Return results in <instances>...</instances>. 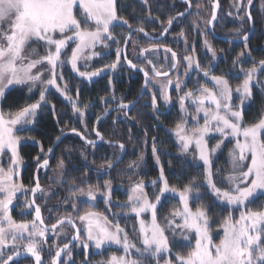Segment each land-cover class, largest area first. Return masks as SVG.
<instances>
[{
  "label": "snow or ice",
  "instance_id": "6c2138e0",
  "mask_svg": "<svg viewBox=\"0 0 264 264\" xmlns=\"http://www.w3.org/2000/svg\"><path fill=\"white\" fill-rule=\"evenodd\" d=\"M144 2L147 3V0ZM233 6L243 9L244 14L238 17L241 21L252 20L248 9L254 6L253 0H247V5L233 0ZM218 7V2L214 0L208 24L217 19L215 9ZM260 8L264 11V0H261ZM178 15L182 16L183 13ZM175 19L176 17H169L167 25L171 26ZM117 21L128 25V21L118 15L117 0H0V264H18L17 258L21 256L33 259L34 264H44L41 253L45 250L49 233L57 239L67 238L65 224L75 230L74 234L62 246L53 241L52 246L47 249L49 254L54 251L50 264H70L73 244L81 246L86 256L90 247L103 250L115 245L121 250L122 254L113 253L98 264H160L161 259L163 264H264V207H249L257 200L264 199V107L260 109L258 119L253 123L246 124L243 113L245 104L253 99V88L259 85L264 92V80L257 75L264 74V59L253 60L252 66L247 69L237 68L245 56L243 50L233 60L236 78L243 75V80L235 88L226 78L229 74H212L211 61L207 67H201L195 56L184 55L178 58V54L167 47L164 48L165 53H171L169 71H164L163 66L158 68L145 55L155 54L158 45L141 49L140 56L151 66V75L123 54L129 68L143 71L145 89L155 81L159 84L160 100L165 105L178 102L181 116L171 132L176 137L182 154L195 150L191 163L193 167L204 169L203 182L193 178L182 189L170 186L164 168L160 165L158 148L153 139L152 154L156 164L160 165L159 176L150 181L154 188L160 185L154 200L146 192L145 182L139 180L130 185L127 200L119 205L126 209L120 215L134 217L137 222L133 227L135 239L118 221L114 223L104 213L92 210L98 198H102L105 205L111 207V181L104 182L103 191L99 185L76 188L71 196L85 198L81 202L88 203L89 210L75 219L71 215L60 216L50 227L45 225L41 207L36 204V193L43 194L44 189L38 179L31 189H27L20 179L19 169L23 165L20 146L28 138L18 133L26 131L27 126L35 122L40 110L48 106V95L53 90L68 101L73 113L83 122L88 105H79V90L75 99L69 95L71 89L64 80L63 69L70 66L73 73L88 80L100 75L104 69H80L87 68V61L101 54L95 51L98 45L108 47L106 41L115 39L111 29ZM128 26L131 28V25ZM136 31L143 33L144 28L138 27ZM167 31L168 27H165L164 32ZM236 31L239 32V29ZM183 35L181 32L180 36ZM248 38L247 34L243 35L245 48ZM31 44L43 47L45 54L38 55L37 48L29 49ZM204 46L211 53L212 60H215L216 50L207 39L204 40ZM69 47L71 54L65 56ZM192 51L195 52L194 46ZM122 52V49H116V60L105 66L108 70H117L123 66L120 63ZM168 59L166 55L165 60ZM180 59L186 62L185 77H190L192 71L197 72L198 76L202 73L212 87L200 85L185 91V80L179 75L175 80L171 79L169 72L180 67ZM160 77L165 80L161 81ZM197 83L199 84V80ZM19 86L27 87L29 99L38 90V99L15 111L5 112L2 107L3 100L9 91ZM172 87L178 93L177 101H173L170 95L169 89ZM234 96L238 97V103L234 102ZM52 107L54 110V106ZM119 107L126 109L129 104L121 102ZM151 107L153 111H159L156 93L152 94ZM189 107L194 109L192 113L189 112ZM189 118L195 127L188 128ZM201 118L203 124H200ZM72 131L75 132L76 129ZM96 135L103 140L98 131ZM217 135L220 139L209 147V140ZM226 142L232 143L228 152L230 167L219 180L225 187H219L214 177L220 176L224 170L216 169L213 172V156L223 150ZM87 143L95 146L93 140H87ZM124 147L123 144L119 145L121 150ZM52 152L53 149L49 148L48 153ZM5 156L8 157L7 168L3 166ZM119 159L121 157L106 161L100 168L111 169ZM143 159L144 154L141 153L138 161ZM35 160L39 168L49 166L47 158L41 162L37 156ZM57 166L62 169L64 161L60 160ZM138 167L140 164L137 161L128 165L129 169ZM73 186L75 187L74 181ZM202 188L207 190L218 205L232 210L241 209L238 218L230 212L220 221L219 230L222 231V236L218 242L213 240V221L209 216L208 206L201 203L195 210L190 207V201L201 200L204 195ZM28 191L33 198L25 200L23 209L28 211L25 213L22 209L21 215H31L34 207V218L31 221L18 222L12 215L14 201L18 199V194ZM167 194H171L173 198L178 197L180 207L172 209L162 225L157 216L158 205L162 197L167 198ZM72 208L74 212H79L77 204L73 203ZM145 216H150V219L146 220ZM177 218L180 223H176ZM77 220L80 222L79 226ZM166 230L173 233L179 231L183 239L189 242L186 247H190V250L186 254L176 253L174 258L168 255L171 247ZM193 235L195 243L191 244ZM8 249H11V253L6 255Z\"/></svg>",
  "mask_w": 264,
  "mask_h": 264
},
{
  "label": "trees",
  "instance_id": "16d2710c",
  "mask_svg": "<svg viewBox=\"0 0 264 264\" xmlns=\"http://www.w3.org/2000/svg\"><path fill=\"white\" fill-rule=\"evenodd\" d=\"M190 1L193 6H211V0ZM219 2L221 7L230 6V0H219ZM260 3L261 0H255L253 3L255 6V14L253 13L254 10L251 8V15L255 21V30L248 42V44L251 45L248 57L249 67L252 66L253 57H255V61L264 59V11H261L260 9ZM185 6H187L186 3L178 2V0H147V3H145L144 0H117L118 15L126 19L128 25H131V28L143 27L153 36H158L167 25L169 17H173L175 14L181 12ZM190 16L191 14L188 16L186 15L184 18L177 19L168 35L159 41H149L141 33H135L132 36V41L128 44V55L131 56V53L140 51L143 48H150L152 45L159 46L158 53L165 52V47L172 50L186 49L187 51H190L194 45L196 51H203L201 52V57L205 59L204 40L201 38L202 32L200 30L202 24L197 20L191 19ZM223 24V21L218 18L214 29L216 34H223L222 31H219L220 29L218 30V28L224 26ZM128 25L122 24L113 27L115 32L114 43L123 45L126 33L130 29ZM181 32L184 33L183 36H179V33ZM210 38L212 39L211 42L214 44V48L218 55H225V53L229 52V44L226 41H221L211 36ZM185 40L187 43H185ZM241 46V44L234 46V50L232 51L237 53L236 49L239 50ZM254 47L255 51H253ZM147 56L155 62L153 63L158 68L163 66L164 70L165 66L168 65L163 62L166 55L149 53ZM231 58L232 56H229L228 61H230ZM96 66L100 67L102 65L101 63H98ZM149 67L151 68V66ZM216 70H219V67ZM216 70L213 71V73L220 75L223 74ZM224 74H229L227 77L230 84L237 85L240 82V76L239 78H236L235 74L230 72H224ZM64 79L67 80L69 88L71 89L69 95L74 99L77 90H79L78 103L81 107L83 105H88L85 110L87 111L86 114L88 119L85 120V125L83 126L80 117L73 113L71 105L68 102L63 101L62 98L54 92L53 94H50L48 101L51 104V107L46 106L43 108L33 125L28 127L26 131L19 133L22 137L28 138V140L22 142L20 146V153L25 162L21 173V180L24 185L26 184L31 187L34 183L33 173L37 165L35 158L39 156L40 159H44L47 155L48 149L62 132L76 129L86 138H93V126L98 116L105 109L117 103L128 102L134 99L138 94L143 81L140 73H133L127 69L118 72L117 77L112 79H110L109 75H102L93 81L87 82L79 79L73 73L71 74V72H68ZM146 98L147 93L136 104V106L129 111L128 115L132 122L130 133H127L125 123H116L111 118V116L117 114V112L123 115L124 112L121 110L115 111L106 120L98 124L97 129L102 134L103 139L105 140L104 143L92 146L84 143L83 140L75 134H69L61 139L54 149L51 166H54L56 162L63 158H66L69 161L68 170L66 173L63 172L62 182L65 180L68 182H78L75 187H72L75 189L86 187L89 184L99 185L100 188L103 189L104 182L108 178L115 182V186H118L119 182H134L139 178L146 180L154 179L159 175L160 165H162L165 177L170 186L182 189L183 186L188 184L193 178H196L198 182L202 183V167H193L190 160L183 158L181 155L175 154L177 146L174 144L171 129L177 123V111L167 109L165 113L155 112L151 105L149 106L147 103ZM36 99V94L32 95L29 99L27 90L22 87H17L8 92L6 99L3 100L2 107L5 112L15 111L26 103L34 102ZM52 106H54V110ZM262 107H264V93L257 87H254L253 99L243 110L245 123H253L255 119H258ZM153 139L158 148L160 165H157L153 161L155 159L152 154ZM106 141L123 144L127 153L116 167L110 169V171L105 174H101L100 170L103 169L100 168V166L105 164L106 161L113 160L118 153L117 145L107 144ZM41 147L43 148V153H41ZM72 149L74 150L72 151ZM146 151L147 158L145 171L141 177L140 173L143 161H138V158L141 153L144 154ZM129 158L131 159V162L137 161L140 164V167L129 169ZM95 169L97 170L94 171ZM47 173H41L39 175L41 183L43 180L48 179ZM59 185L56 193L47 198V201L43 200L42 202L36 196V202L38 205L41 204L40 207L42 209V214L47 224L55 222L58 217L64 216V214L70 212V206L65 204L69 203L70 193L64 191V187L69 186L62 187L61 184ZM75 189H71V192L75 191ZM29 192L30 191H28V193L26 192V195L24 194L27 200H29ZM121 192L123 191L114 188L113 196L117 202L121 199ZM201 192L204 193L201 200H193L191 204L194 208L201 203L206 204L209 208V216L213 221L211 227L212 229H216L219 227L220 221L223 217L229 215L230 212L233 214L232 212L234 211L218 205L206 189L202 188ZM42 199H44V197H42ZM117 202H112L110 208L105 204L103 207H101L100 204H97L92 209H100L101 212L105 210L104 214L107 215L109 219L113 220L114 223L118 221L121 226L129 227L133 230L135 218H124L121 215L118 216V211L124 212L125 209H122L121 207L118 209L119 206H117ZM99 203H102L101 205H103L104 201ZM174 205V200L169 199L159 206L158 220L161 224H164L165 217L167 216L170 207H173ZM79 206V211L81 213L90 208L88 203L83 205L80 204ZM249 207L258 209L261 207V203L257 200L249 205ZM29 216L30 215L27 214H19L18 217L22 219ZM125 220L126 223L124 222ZM67 227L70 228L69 226ZM67 239H63L59 244L65 243ZM52 244L53 239L49 236L47 245H45V250L41 253L44 264H50L51 256L54 255V251L51 254L47 251L49 245ZM72 248L73 254L70 264H97L101 260H106L110 254L116 252V250L111 247H107L99 252H94L92 248H89L86 256L85 251L81 246L74 245ZM171 249L172 254H186L190 250V247H186L185 244L173 242L171 244ZM18 264H33V262L31 259H23L18 260Z\"/></svg>",
  "mask_w": 264,
  "mask_h": 264
},
{
  "label": "rangeland",
  "instance_id": "374dc122",
  "mask_svg": "<svg viewBox=\"0 0 264 264\" xmlns=\"http://www.w3.org/2000/svg\"><path fill=\"white\" fill-rule=\"evenodd\" d=\"M236 2L237 3H239V4H241V5H246L247 4V0H236ZM255 6H253V7H251L254 11H253V13L255 14V8H254ZM260 7V6H259ZM258 7V8H259ZM261 9V8H260ZM262 11V10H261ZM250 12H251V9H250ZM211 13H212V6H198V5H196V6H192V8H191V10H190V12L187 14V16L189 15V14H191V16H190V18L191 19H193V20H197L199 23H201L202 24V26H201V32H202V34H201V38L203 39V40H205V39H207L208 41H209V43L212 45V47L214 48V44L211 42V38H210V36L211 37H213L211 34H210V32H208V23H207V21H209V19H210V16H211ZM229 13H231V15H229ZM244 14V12H243V9H241V8H237V7H234L233 6V0H230V6H224V7H219V12H218V18H220V20H222L223 21V23L225 24V22L227 23H229L230 25H234L235 27H231L229 30H230V32L233 34V35H229V36H243L244 34H245V32H246V30H247V28H248V26H249V21L248 20H244V21H241L238 17L239 16H241V15H243ZM197 15H199V16H197ZM218 20V19H217ZM252 21H253V27H254V30H255V21L253 20V18H252ZM175 24V23H174ZM223 24V25H224ZM114 25L115 26H117V25H122V23L121 22H119V21H117V22H114ZM114 26V27H115ZM222 26V25H221ZM172 29V28H171ZM170 29V30H171ZM237 29H239V32H237L236 30ZM112 30V32H113V36H114V38H115V32H114V29L112 28L111 29ZM170 32V31H169ZM168 32V33H169ZM214 33H215V31H214ZM230 33V34H231ZM127 34V33H126ZM135 34V33H134ZM133 34V35H134ZM210 34V35H209ZM216 34V33H215ZM224 35H218V36H224V37H227V36H225L226 34L225 33H223ZM132 35V36H133ZM168 35V34H167ZM166 35V36H167ZM197 35V34H196ZM165 36V37H166ZM171 36V35H170ZM173 36V35H172ZM179 36H180V33H179ZM251 36V35H250ZM126 37V36H125ZM164 37V38H165ZM215 38V37H214ZM229 38H239V37H229ZM250 38V37H249ZM249 38H248V40H249ZM125 39V38H124ZM131 39H132V37H131ZM216 39V38H215ZM115 40V39H114ZM114 40H108V41H106V43L109 45L108 47H103V45H98L97 47H96V49H95V51H97V52H99V53H101L99 56H96V57H93V59L92 60H90V61H87V64H88V67L87 68H84V67H81V71H95L96 69H104V71L103 72H101L100 73V75H98V76H96V77H93L91 80H88V79H86V78H81V77H79L78 75H76L75 73H73L71 70H70V66H66L64 69H63V74H64V78H65V75H67V73L68 72H71V74L73 73L76 77H78L79 79H81V80H84V81H87V82H90V81H93V80H95V79H97V78H99L100 76H104V75H109V77H110V79H112V78H115V77H117V73L118 72H121L123 69H127V70H129V71H131V72H133V73H135L134 71H132V70H130V69H128L126 66H124V63H123V60L121 59V61H120V63L123 65L122 67H118V69L117 70H108L105 66L106 65H108V64H111L112 62H114L115 60H116V49L117 48H120V49H122V45H119V43H114L113 41ZM132 41V40H131ZM149 41H151V40H149ZM222 41V40H221ZM119 42H120V40H119ZM134 42V41H133ZM227 42V41H226ZM249 42V41H248ZM248 42H247V48H245V42H227V43H234V44H241L242 46L240 47V49L238 50V49H236L237 50V53L236 52H234L233 51V55H231L230 53V51L231 50H234L233 49V47H232V49L229 47V53L227 52L226 53V55H222V58L220 59V60H225L226 59V57L228 58L229 57V55L228 54H230V56H232V58H231V60L230 61H232L233 62V60L237 57V55L243 50L244 52H245V56L242 58V61H241V63H243L244 64V66H243V68H245V69H247V68H249V60H248V57H249V54H250V44H248ZM130 43V42H129ZM194 46V45H193ZM71 47H74V45H72ZM71 47H69L67 50H66V53H65V56H68V55H70L71 54ZM187 47V46H186ZM31 48H37V50H38V55H44L45 54V51H44V48L43 47H41L40 45H38V44H31V45H29V49H31ZM193 48V47H192ZM215 49V48H214ZM127 50H128V47H127ZM173 51H175L177 54H178V57L179 58H182L184 55H193V56H195L196 58L198 57V59H199V62H200V64H201V67H207L208 65H207V61H208V55H206V58L204 59V58H202L201 57V52H203V51H200V52H198V51H196L195 50V52H193L192 51V49L190 50V51H187L186 49H182V50H173ZM204 51H205V53H208V51H207V49L205 48V46H204ZM227 51V50H226ZM225 51V52H226ZM217 53V52H216ZM127 54H128V52H127ZM211 54V53H210ZM211 56V55H210ZM217 56H219L218 55V53H217ZM217 56H216V58H217ZM168 57H169V61H166L165 60V58H164V64H168L167 66H165V69H164V71H168L169 69H170V64H171V60H170V57H171V53H169V55H168ZM246 57H247V59H246ZM215 58V59H216ZM246 59V60H245ZM80 63H83V62H80ZM98 63H101V65L102 66H96ZM124 67V68H123ZM185 67H186V62L185 61H183L182 59H180V67L177 69V70H173L170 74H169V77L171 78V79H173V80H175V78L177 77V75H179L180 77H181V79H183V80H185L186 81V87H185V91H187V90H189V89H195V88H197V87H199L200 85H205V86H207V87H212V85H211V83H208L204 78H203V76H202V73L198 76V74L196 73V75L195 76H193V74H190V77H185L184 76V72H185ZM229 69V68H228ZM221 73H223L224 74V72H221ZM226 73H229V72H226ZM234 74H235V76H237V73L236 72H233ZM232 73V74H233ZM212 74L213 75H220V74H215V73H213L212 72ZM257 75L260 77V79H262V80H264V74H262V73H257ZM240 82L238 83V84H240L241 83V81L243 80V75H240ZM226 78H228V77H226ZM45 79H47V76H45ZM161 81H164L165 80V78L164 77H160L159 78ZM65 81H67L66 79H64ZM199 80V84L197 83V81ZM59 82V81H58ZM143 82V81H142ZM59 83H61V85H62V82H59ZM237 84V85H238ZM237 85H234V84H231V86L233 87V88H235ZM19 87H22V88H24V89H26L27 90V87L26 86H19ZM255 87H257L259 90H261V88H260V86L259 85H257V86H255ZM141 88V87H140ZM28 92V91H27ZM53 92L54 93H56L59 97H61L62 98V100L63 101H66V102H68L63 96H61L58 92H55V90H53L51 93H49V95H48V99H49V96H50V94H53ZM169 92H170V95H171V97H172V99H173V101H177V96H178V93L176 92V90L174 89V87H172V88H170L169 89ZM146 93H147V98H146V100L149 102V101H151V97H152V94L153 93H156L157 94V99H158V103H159V105L161 106V104H163V102L160 100V96H159V84H156L155 83V81H153V83H151V84H149V86H148V88L146 89ZM264 93V92H263ZM35 94L37 95V99H38V97H39V91L38 90H36L35 91ZM183 93H180V95H182ZM160 100V101H159ZM234 102L235 103H238L239 102V100H238V97H235L234 96ZM118 104V103H117ZM249 104V102L248 103H246L245 104V106H244V108L247 106ZM48 106H50L51 107V104L49 103L48 104ZM114 106V105H113ZM136 106V105H135ZM149 106H150V104H149ZM49 107V108H50ZM112 107V106H111ZM110 108V107H109ZM161 108H164V109H167V108H165V106L163 105V106H161ZM168 108H172V111L174 110V111H177V114H178V116H177V119L179 120L180 119V116H181V113H180V110H179V104H178V102L177 103H175L174 105L173 104H170L169 106H168ZM244 108H243V110H244ZM108 109V108H107ZM42 110V109H41ZM40 110V111H41ZM106 110V109H105ZM124 110V109H123ZM132 110V109H131ZM115 111H121V109H118V110H115ZM114 111V112H115ZM194 111V109L192 108V107H189V112L190 113H192ZM114 112H112V113H114ZM40 113V112H39ZM87 111H85V116H84V120H83V122L81 121V124L84 126L85 125V120L86 119H88V116H87ZM103 113V112H102ZM101 113V114H102ZM112 113H110L104 120H106ZM100 114V115H101ZM117 114H121V113H119V112H117ZM116 114V115H117ZM39 115V114H38ZM99 115V116H100ZM98 116V117H99ZM79 117V116H78ZM36 120V119H35ZM97 120V119H96ZM96 120H95V122H96ZM104 120H101L100 122H102V121H104ZM177 120V121H178ZM95 122H94V126H95ZM99 122V123H100ZM98 123V124H99ZM200 124H203V119L201 118L200 119ZM31 125H33V124H31ZM31 125H28L27 126V128L28 127H30ZM93 126V127H94ZM98 126V125H97ZM175 127V125L172 127V129ZM192 127H195V124H194V122H192L191 121V119L189 118V123H188V128H192ZM68 131H71V130H68ZM97 131H98V129H97ZM64 132H66V131H64ZM93 132H94V129H93ZM99 132V131H98ZM63 133V132H62ZM95 133V132H94ZM18 135H19V133H18ZM69 135V134H68ZM171 135V134H170ZM173 135V134H172ZM171 135V136H172ZM21 136V135H20ZM96 136V135H95ZM97 137V136H96ZM173 139H174V144H176V146H177V151H175V154H178V155H181V156H183V158H185V159H187V160H190V161H192V156L194 155V153H195V150L193 149L191 152H189V153H187V154H182L180 151H179V145H178V142H177V140H176V137L173 135ZM220 139V137L217 135L215 138H213V139H210L209 140V147H211V146H213L216 142H217V140H219ZM28 140V139H27ZM27 140H24V141H27ZM23 141V142H24ZM104 142H105V140H104ZM113 142V141H112ZM103 143V142H102ZM114 143H116V142H114ZM97 145V144H96ZM112 145H115V144H112ZM232 147V143H228V142H226L225 143V145H224V147H223V150L222 151H220V152H217L214 156H213V172L215 173V171H216V169H223L224 171L223 172H221V174H220V176H215L214 177V179L216 180V182H217V185L219 186V187H225V185H222V184H220L219 183V180H220V178L223 176V175H225L226 173H227V170L229 169V163H228V160H229V157H228V152H229V149ZM74 149H72V151H73ZM118 150V149H117ZM120 152V151H119ZM126 153L127 152H125V155H126ZM47 154H48V152H47ZM221 154H223V155H221ZM124 155V156H125ZM220 155H221V157H220ZM117 156H119V153H117V155L114 157V158H117ZM124 156H123V158H124ZM147 156V151L146 152H144V159H143V166H142V170H141V173H140V176L142 177L143 176V172L145 171V163H146V157ZM46 157H47V155H46ZM45 157V158H46ZM44 158V159H45ZM123 158L122 159H120V161L119 162H117V163H115V165H114V167H116L120 162H121V160H123ZM4 164H3V166L5 167V168H7V166H8V157L7 156H5L4 158ZM61 160H63L64 161V167L61 169V168H59L57 165H58V163H59V161L58 162H56L55 163V165L54 166H51V164H49V168L50 169H48L47 171H46V173L48 174V179L47 180H43V182L41 183L40 182V178H39V183H40V185L42 186V188L44 189V193L43 194H41L40 192H38L37 194H36V196H37V198L40 200V201H42L43 202V200H45V201H47V198H49L52 194H54V193H56V191H57V187H58V185L59 184H61V186L62 187H64V186H69V187H64L65 188V190L64 191H68V193H70L69 194V203H65L66 205L68 204L69 206H70V212H67L66 214H64V216H68V215H71L74 219L79 215V214H82L83 213V211H82V213L79 211V212H74V210H73V208H72V204L73 203H75V204H77V206H78V208L80 207L79 205L81 204V205H83V204H86V203H82L81 201L82 200H84L85 198H83V197H72L71 196V193L73 192H71V189H75V188H72V187H74L73 186V182H68L67 180H65L64 182H62L63 181V172L64 173H66V171L68 170V160L65 158H63V159H61ZM43 161V159H41V162ZM128 161H129V163L131 162V159L129 158L128 159ZM154 162H155V159L153 160ZM50 163H51V161H50ZM156 163V162H155ZM24 164H25V162H24V160H23V165L21 166V168L19 169V173H20V179H21V173H22V170H23V166H24ZM156 166V165H155ZM113 167V168H114ZM112 169V168H111ZM202 170L204 171V169L202 168ZM101 171V170H100ZM110 171V169H108V171L107 170H102L101 171V174L102 173H107V172H109ZM159 175H157V177H158ZM157 177H155V178H157ZM154 178V179H155ZM139 180H143L144 182H145V184L147 185V187H146V192L148 193V195H149V197L150 198H152L153 200H154V197H155V195L157 194V192H158V188L160 187V185H157L155 188L150 184V181L151 180H153V179H151V180H146V179H138V180H136V181H134V182H137V181H139ZM105 181H111V186H112V202H114V201H116L117 202V200H115L114 199V196H113V193H114V188L115 189H117V190H121V191H123V192H121L120 194H121V199L120 200H118L119 202H117V206H119L120 204H122V203H124L126 200H127V194H128V188L130 187V185L132 184V183H134V182H132V181H127V182H124V184H118V186H115L116 184H115V182L112 180V179H110V178H108V179H106ZM78 184V182H75V185H77ZM33 185H34V183L31 185V187L30 186H28V185H26L25 184V187L27 188V189H31L32 187H33ZM89 185H91V184H89ZM88 185V186H89ZM60 186V185H59ZM88 186H86V187H84V188H87ZM91 186H97V185H91ZM124 189V190H123ZM104 189H101V191H103ZM28 193V192H27ZM26 193H21V194H18V197H19V204H18V208H16V207H14V209L15 210H17V213L15 214L14 213V215H13V213H12V215H13V218L15 219V220H17L18 222L19 221H21V220H27V221H31L33 218H34V216H33V211H32V214L29 216V217H27V218H20V217H18L17 215H19V214H21V211H22V209H23V207L22 206H24V203H25V200H26ZM30 194V193H29ZM125 195V196H124ZM24 197V198H23ZM42 197H44V199H42ZM22 198V199H21ZM169 199H172V200H174V203H175V205L173 206V207H170V209H169V211H168V214H167V216L166 217H168L169 216V213H170V211L172 210V209H174V208H177V207H180V204H179V199H178V197H176V198H173L172 197V195L171 194H167V198H165V197H162L161 198V203L158 205V209H159V206L160 205H162L166 200H169ZM100 200V201H99ZM114 200V201H113ZM101 202V201H104L102 198H98V200L95 202V205H97V204H100V206L101 207H103L104 206V204L105 203H103V205H101L102 203H99V202ZM15 202H17V200L16 201H14V203ZM120 202H122V203H120ZM258 202H260L261 203V207H264V199H262V200H258ZM192 201H190V207L193 209V210H195V208L192 206ZM41 205V204H40ZM39 205V206H40ZM65 205V206H66ZM16 206V205H15ZM120 207H118V209H119ZM24 211H25V213H27V209H23ZM86 210H89V209H86ZM85 210V211H86ZM92 210H94V211H98V212H101L100 211V209H92ZM121 210V209H120ZM69 211V210H68ZM105 211V210H104ZM104 211H102L101 213H105ZM126 211V209L124 210V212ZM232 211H234V212H232L233 214V216L234 217H236V218H238L239 217V214H240V211H241V209H239V208H236L235 210H232ZM41 212H42V209H41ZM120 213H123V211H118V216H120ZM43 215V214H42ZM122 217H124V218H130V217H125V216H123V215H121ZM157 216H158V212H157ZM165 217V218H166ZM44 218V217H43ZM146 220H148V219H150V216H145L144 217ZM109 220H111V219H109ZM45 221V220H44ZM56 221V220H55ZM113 221V220H112ZM120 221V220H119ZM125 223H126V220L124 221ZM181 221L179 220V218H177V220H176V223H180ZM54 223V222H53ZM76 223H77V226H79V224H80V222L77 220L76 221ZM136 220H135V225H136ZM45 224H47L46 222H45ZM52 224V223H51ZM164 224H165V220H164ZM164 224H162V225H164ZM47 225H50V224H47ZM67 226H69V225H67V224H65V226H64V228H65V230L68 232V239L72 236V234L74 233V230L71 228V230H70V228H68ZM122 227H125V226H122ZM125 229H126V231H128V233H129V235L130 236H133V234H132V229H130L129 227H125ZM82 235H83V233H82ZM166 235L168 236V238H169V243H170V247H171V244L174 242V243H179V244H185V245H188L189 244V242L188 241H185L184 239H183V237H182V235H181V233L179 232V231H177V232H175V233H173L171 230H166ZM49 236H51L52 237V239H53V241L55 240L58 244L60 243V241H62L63 239L65 240V239H67V238H59V239H57L55 236H53L51 233H49ZM212 236H213V240L214 241H216V242H218L219 241V239H220V237L222 236V231L221 230H219V227H217L216 229H212ZM68 239H67V241H68ZM133 239H135V237L133 236ZM66 241V242H67ZM195 243V237H194V235L192 236V238H191V244H194ZM64 244V243H63ZM59 245H62V244H59ZM74 245H76V244H73V246ZM137 245L138 246H140L139 245V241H137ZM52 245H49V247H51ZM72 246V247H73ZM109 247H111V248H113L114 250H116V252H114L116 255H120V254H122L121 253V250H119V248H118V246H115V245H113V246H109ZM90 248H92V250L94 251V252H99V251H101V250H96L94 247H90ZM105 248H107V247H105ZM104 248V249H105ZM103 249V250H104ZM72 250H73V248H72ZM11 253V249H8V250H6V255L7 254H10ZM113 254V253H112ZM111 255V254H110ZM109 255V256H110ZM168 255H170L172 258H174L175 257V254H172V249H171V253L170 254H168ZM108 256V257H109ZM23 259H30V258H23ZM23 259H18V260H23ZM32 260V262H33V264H34V260L33 259H31ZM98 264V263H97ZM160 264H163V259H161V262H160Z\"/></svg>",
  "mask_w": 264,
  "mask_h": 264
},
{
  "label": "water",
  "instance_id": "95a60500",
  "mask_svg": "<svg viewBox=\"0 0 264 264\" xmlns=\"http://www.w3.org/2000/svg\"><path fill=\"white\" fill-rule=\"evenodd\" d=\"M254 1H255V0H253V3H254ZM178 2L186 3V4H187V8H186L185 10L179 12V13H183L182 16L178 15L179 13H177V14H175V15L173 16V17H176V19L173 21V23H172L171 26H168V25L165 26V27H168V31H167L166 33L164 32V29H163L162 32H161L158 36H153V35H151L150 33H148V32L144 29V32L141 33V34H142L143 36H145L148 40H151V41H159V40H162V39L168 34V32L170 31V29L173 27V25H174V23L176 22V20L179 19V18H184V17L190 12V10H191V8H192V4H191V1H190V0H178ZM213 2H214V0H211L212 12H213ZM216 2H218L219 7H220V2H219V0H216ZM246 5H247V4H246ZM219 7L215 9V10H216V14H217V19H218ZM250 9H251V8H249L248 10L250 11ZM211 16H212V13H211ZM211 16H210V19H209V20H211ZM217 19H216L215 21H213L211 24H208V31H209L211 34H213V36H214L216 39H219V40H222V41H227V42H237V43H238V42H244V40H243V36H241V37H239V38H229V37H224V36H218L217 34H215V33H214V26H215V23L217 22ZM249 22H250V28H249V30L245 33V34L248 35V37H250V35H251L252 31H253V21L251 20V21H249ZM137 28H138V27H132V28H130V29L128 30L127 34H126V37H125V39H124V43H123V45H122V50H123V52H122V59H123V54H126V55H127V47H128V44H129V42H130V40H131L132 35H133L134 33H137V31H136ZM138 33H140V32H138ZM125 40H127V44H125ZM127 58H128V57H127ZM128 59H129V58H128ZM123 60H124V59H123ZM129 60H130V59H129ZM124 63H125V65H126V67H127L128 69H130V70H132V71H134V72H140V73L143 75L142 86H141V88H140L138 94L136 95V97H135L134 99H132L131 101L123 102V103H125V104H129V107L126 108V109H124V110L126 111V113H128V112H129L131 109H133V108L135 107V105L141 100V98L143 97V95H144L145 92H146V89L144 88L145 77H144V73H143V71H139V70H136V69H131V68H129V67L127 66V64H126L125 61H124ZM141 68H142V67H141ZM169 70H170V69H169ZM169 70H168V71H169ZM172 71H173V70H171V71L169 72V74H170ZM129 102H132V103H129ZM120 104H121V103L115 104L114 106H112V107H110V108L104 110L103 113L99 116V120H98V118H97V120H96V122H95V126H94V132H95L94 134H95V135H96L97 125H98V123H99L101 120H104V119H105L110 113L114 112L115 110L121 109V108L119 107ZM99 133H100V132H99ZM68 134H75V135L79 136V137L83 140V142L86 143V144H88V143H87V140H91V139L86 138V137H85L80 131H78V130H76L75 132H73V131L71 130V131H66V132L61 133V134L58 136V137H60V139L57 140V138H56V139L54 140L53 144H52L51 147H50V148L53 149V152L47 154V157H46V158L49 160V164H50V161H51V159H52V157H53L55 147H56L57 144L60 142V140L63 139V138H64L65 136H67ZM100 134H101V133H100ZM101 135H102V134H101ZM96 136H97V135H96ZM82 137H83V138H82ZM93 141H95V144H99V143L104 142V139L101 140L99 137H97V138L94 139ZM106 143H107V144L120 145L119 143H114V142H112V141H106ZM124 154H125V147H124L123 150H121L119 156H117V157H121V159H122L123 156H124ZM115 160H116V159H115ZM119 161H120V159H119ZM48 167H49V166H48ZM48 167H46V168H39L38 165H37V167H36V169H35V172H34V185H35L37 179H38V181H39V171H40V169H41V171H46V169H47ZM34 185H33V186H34ZM37 193H38V192H37ZM37 193H36V194H37ZM32 198H33V197H32V193L30 192V200H31ZM36 204H37V202H36ZM37 205H38V204H37ZM33 211H34V207H33ZM41 213H42V212H41ZM34 214H35V213H33V216H34ZM42 216H43V215H42ZM55 222H56V221H55ZM55 222H54V223H55ZM52 224H53V223H52ZM45 225H47V224H45ZM47 226L50 227L51 224H50V225H47ZM73 230H74V229H73ZM74 231H75V230H74ZM73 234H74V233H73ZM70 239H71V237H70V238L68 239V241L65 242V243H68ZM62 245H63V244H62ZM62 245H61V246H62ZM62 256H63V253H62ZM23 258H25V257H24V256H21V257L17 258V260H18V259H23Z\"/></svg>",
  "mask_w": 264,
  "mask_h": 264
},
{
  "label": "flooded vegetation",
  "instance_id": "af4514ba",
  "mask_svg": "<svg viewBox=\"0 0 264 264\" xmlns=\"http://www.w3.org/2000/svg\"><path fill=\"white\" fill-rule=\"evenodd\" d=\"M192 4V3H191ZM193 6V5H192ZM187 8V6H185V8L183 9V10H185ZM182 10V11H183ZM218 21V20H217ZM217 23V22H216ZM216 23H215V25H216ZM208 27V26H207ZM231 27H235L234 25H230L228 22L226 23L225 22V24H224V26H222V27H220V28H218V30L221 32H223V33H225L226 35L225 36H227V37H241V36H229V35H233L231 32H230V28ZM249 28H250V23H249V26H248V28H247V30H246V32L249 30ZM214 29H215V26H214ZM208 30V29H207ZM209 32V31H208ZM245 32V33H246ZM231 33V34H230ZM254 33V27H253V31H252V33H251V35ZM211 34V33H210ZM212 35V34H211ZM222 35H224V34H222ZM213 36V35H212ZM214 37V36H213ZM251 37V36H250ZM250 39V38H249ZM131 41V40H130ZM249 40H247V42H248ZM229 44V47L232 49V47H234V46H236V45H238V44H234V43H228ZM253 51H255V47L253 48ZM140 52H141V50L140 51H136V52H133V53H131V56H129L128 54H127V57L130 59V60H132V62L134 63V64H137L139 67H142V68H144L145 70H147V71H149V74L151 75V68L149 67L150 65H147V63H146V61H145V59L142 57V56H140ZM231 53V55H233L234 53H233V51L231 50L230 51ZM157 54H161V55H169V53H165V52H161V53H158V52H156ZM229 53V52H228ZM147 54H149V53H145V55L147 56ZM205 55H208V61H207V65L209 64V62L211 61V63H212V66H213V71H215L218 67H219V70H216V71H219V72H230V73H233V72H236V70H234L233 69V62L232 61H228V58L226 57V59L225 60H220L221 58H222V55H219V56H217V58L215 59V60H212V58H211V54L208 52V53H204ZM230 54H228L229 56H230ZM225 55H226V53H225ZM136 57H138V58H136ZM147 58L148 59H150L148 56H147ZM179 58V57H178ZM198 58V57H197ZM122 59V58H121ZM123 60V59H122ZM253 60H255V57H253ZM167 61H169V60H167ZM154 62V61H153ZM123 63H124V60H123ZM155 63V62H154ZM253 63V62H252ZM124 66H126L125 65V63H124ZM243 66H244V64L243 63H240V64H238L237 65V68H243ZM229 68V69H228ZM135 73H140V72H135ZM196 73L197 72H195V71H192L191 72V74H193V76H195L196 75ZM237 73V72H236ZM141 74V73H140ZM141 76H142V79H143V75L141 74ZM145 94H146V92H145ZM145 94L143 95V97L145 96ZM142 97V98H143ZM141 98V99H142ZM158 100V99H157ZM131 101V100H130ZM160 101V100H159ZM147 103L148 104H150L151 105V101H147ZM165 106V108H167L168 110L170 109V108H168V106L169 105H165L164 103L163 104H161V106ZM161 106H160V108H159V111L158 112H162V113H165L166 111H167V109H164V108H161ZM123 112H124V114L122 115V114H115V115H113V116H111V118H112V120L114 121V122H123V123H125V125H126V130H127V133L129 132L130 133V130H131V120H130V118H129V112L128 113H126V111L125 110H123V109H121ZM171 110H172V108H171ZM156 112V111H155ZM94 133V132H93ZM97 137L95 136V134H94V137L93 138H89V139H91V140H94V139H96ZM104 143V142H103ZM116 143H118V142H116ZM117 148H118V153L120 154V152H121V149L119 148V145H117ZM120 151V152H119ZM125 152H126V148H125ZM125 155V154H124ZM116 158H113V160H115ZM51 164V163H50ZM36 167H37V165H36ZM36 167H35V169H36ZM35 169H34V172H35ZM48 169H50L49 167H48ZM48 169H46V171L48 170ZM97 169H95L94 171H96ZM46 171H41V169H40V171H39V175L41 174V173H46ZM102 171V170H101ZM100 171V172H101ZM33 180H34V173H33ZM118 184H124V183H121V182H119ZM30 193V192H29ZM29 200H30V194H29ZM16 206V208H18V204H19V197H18V199H17V202H15L14 203ZM32 211H33V209H32ZM12 212L13 213H17V210H15L14 208H13V210H12ZM33 213H34V211H33ZM18 214V213H17ZM17 216H19V215H17Z\"/></svg>",
  "mask_w": 264,
  "mask_h": 264
}]
</instances>
